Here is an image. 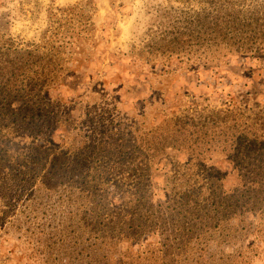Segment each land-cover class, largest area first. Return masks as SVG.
I'll return each mask as SVG.
<instances>
[{"label":"rangeland","instance_id":"rangeland-1","mask_svg":"<svg viewBox=\"0 0 264 264\" xmlns=\"http://www.w3.org/2000/svg\"><path fill=\"white\" fill-rule=\"evenodd\" d=\"M263 1L229 0V8L252 12ZM205 9L198 0H0V80L11 77L17 54L58 60L63 71L56 86L26 96L24 105L2 106L0 101V163L7 164L4 144L13 146L14 157L41 150L50 156L61 150L92 153L95 161L110 162L104 169L117 178L107 186L111 194L115 184L125 191V147H130L135 158L131 181L134 188L140 184L149 192L147 210L153 218L167 207L185 211L179 185L169 179L173 175L156 172L157 150L169 137H184L188 146L202 138L203 148L196 151L204 167L191 173L219 174L217 188L221 185L227 197L215 214H197L202 222L194 215L183 221L161 218L160 223H170L165 229L172 225L176 241L159 231L140 242L130 240L125 212L114 218L119 228L104 229L108 233L101 235L84 231L82 238L80 225L77 229L81 215H76L82 210L74 206L83 204L66 201L60 208L56 195L48 199L45 192L35 191L49 181L31 186L17 178L12 191L5 186L0 190V264H264V55L235 53L206 65L196 57L181 62L166 52L175 38L191 40L181 33L198 35L189 21ZM173 122L195 127L178 134ZM255 140L257 150L245 147ZM84 141L107 148L86 150ZM180 150L162 154L186 161L184 148ZM239 153H257L256 162L235 168L228 156ZM44 164L41 170L47 172ZM244 174L251 176L249 183L241 179ZM192 191L198 194L197 187ZM120 196L114 204L119 205ZM88 205L97 216L101 209L96 202ZM115 211L108 208L107 214ZM70 217L74 224L69 225ZM92 217L85 216L87 226ZM97 236L107 246L89 250L86 240Z\"/></svg>","mask_w":264,"mask_h":264},{"label":"trees","instance_id":"trees-1","mask_svg":"<svg viewBox=\"0 0 264 264\" xmlns=\"http://www.w3.org/2000/svg\"><path fill=\"white\" fill-rule=\"evenodd\" d=\"M198 1L208 8V10L205 9L201 15L199 13L192 16L189 21V24L195 28L194 32L198 33V35L194 37L195 34L193 32H190L188 35L186 33H181L180 36L185 39L191 38V40L188 42H178L175 38L174 44L166 45L167 50H165L170 58L177 57L179 61L182 62L184 59L192 61V59L196 57L199 62L201 60L208 65L218 63L222 58L235 53L259 57L264 55V1L252 12L245 11L243 8L235 6L229 8V0ZM200 18L203 19L201 20ZM201 24H203V28L199 31L198 29ZM194 38L196 39L194 40ZM10 66L12 69L10 73L11 77L2 78V80H0V101L2 106H17V103L20 101L23 105L26 104V96L28 97L30 94L39 96L46 88L56 86L57 79L61 77L63 72L61 70L62 63L60 61L41 59L32 53L26 55L17 54ZM222 115L225 116V114ZM205 120L208 121V119ZM189 121L195 122V120ZM170 126L174 127L176 132L180 134L181 132L179 130L186 129L187 126L195 127V123L173 122V125ZM8 134L10 135L9 132ZM201 139L202 138H198L196 143L192 146H188L186 144L187 140L184 137L173 136L166 138L165 144H163L161 149L157 150V154L159 155L154 156V158L157 159L156 172L165 173L166 177L172 174L173 176L171 178L169 177V179L173 178L174 182L179 185L177 188H180L181 195L184 196L183 208L185 211H178L171 207V209L167 207L163 210V206L158 205L157 208L163 210L161 213H165L166 216H162L161 214L160 217L154 216L151 218L147 210V201L150 197V194H148L149 192L143 189V186L140 184H137L136 188H134L131 179L135 171V168L132 167V160L135 158L128 153L132 151L130 147H125L127 148L125 151V191L118 188V185L115 184L117 190L109 194V188L107 189V186H114L113 182L116 181L117 178L111 177V180L110 172H112V170H110L108 174L107 169H104L105 165L108 166L110 164L108 159L98 158L95 161L96 157L92 153L84 154V151H82L78 154L73 151L69 152L64 150L58 153L53 151L52 156L48 154L47 150H41L39 152L33 151L32 154L29 155L18 154L14 157L13 146L4 144L1 153L6 155L7 164H4V162L0 163V190L5 186L9 187V190L12 191L13 188H16L14 181L17 178L23 179L25 183H27L26 180H29L31 186L37 181L40 182L42 180L43 183L49 181V186L45 188H36L35 191L37 193L45 192V197L48 199H52L53 196L56 195L58 202H60V208L65 205L66 201L72 206L77 202L83 204L80 205L79 208H77V205L74 206L75 210H82V214H80V212L76 214L81 215V221H79L80 224H77V229H79L80 225V230L83 231L81 232L82 238L86 235L84 231H90L94 233V235L96 233L101 235L119 228V224L115 223L114 218L125 212V230L128 228L126 232L130 240L137 239L138 242H140L151 233L159 231L161 234L163 232V234L172 241H176L177 238H172L174 234L172 225L170 229H165L166 225L170 223H160L159 221L161 218H176L178 221H183L186 220L189 215H194L198 222H202V217H197V214H202V216H204L207 213L209 217L215 214L217 210L221 209L227 200L223 187L220 185V188H217V185L222 182L221 178H219V174L212 173V171L191 173V171L193 172L195 169L201 171L204 167L203 160L201 159L202 156L200 155L201 153L197 154V151L203 148L200 144L202 142ZM16 141H18L17 138ZM86 143L87 141H84V146L82 147L86 150L91 148L98 149L99 145H101L103 149L107 148V144L105 145V143L102 142H99V144L94 143L92 146ZM204 143L210 145V147L212 146L211 143ZM257 144L258 141L255 140L246 144L245 147L247 149L257 150ZM182 148H184L187 154L186 161L181 160L179 156L175 157L171 154H162V152L166 150L178 152L181 149V152L183 151ZM151 149H155V147L152 146ZM232 153L233 152H231V155H233ZM256 155L257 153L253 156H250L248 153H239L236 157H228H230V163H234L235 168H238L240 164L242 166L246 163L254 165L256 162ZM49 156L53 158L50 160ZM42 162H45L44 167H48L46 170L47 172H42ZM95 163L96 166L98 165L100 168H93ZM258 163H260V161ZM168 170L171 173L167 172ZM216 177H218V180H216ZM241 179L249 183L251 176L249 174H244ZM258 181L259 180L256 179V184L260 183ZM190 182H192L193 186L190 185ZM54 185L58 187V190L55 189ZM34 187L35 186H33V189ZM62 187L64 188L61 190ZM193 187H197L198 194H194L195 192L193 191L190 193ZM219 189L223 196L218 194L217 190ZM35 191H32L31 197H34L36 201L34 195ZM117 196H120L121 201L119 205L121 207L113 203V200L116 199ZM109 200H111V202L107 203L108 205L105 204ZM39 201L41 202L38 203V207L43 204V200ZM95 202L99 206V209H101L97 216L92 210L88 211V204H95ZM153 205L156 204L153 203ZM105 206H107V208H105ZM110 206L116 208L113 214L112 212L107 214L108 208H111ZM210 206L211 210H209ZM104 210H106V215L103 217V221L97 223L96 218L100 219L104 214ZM157 210L158 209H156V211ZM74 211H72V213ZM88 213H92L93 215L92 221L89 223L90 226H87L88 222L85 218ZM241 213H243L242 210ZM72 217L74 218V216ZM210 218L207 219L209 220ZM154 219L157 220L154 221ZM143 220L149 223L148 226ZM74 222L75 220L70 217L69 225L74 224ZM155 222L157 223L154 224ZM72 227L73 226H71V228ZM94 227H96L95 230H92ZM99 228H102V230ZM104 229H107L108 232H105ZM169 230L171 235L167 234ZM74 231L73 235L75 234ZM100 238V236H97L93 240H91V238L86 240L87 243H90L88 247L89 250L93 251L98 248L100 251L103 247L107 246L108 243L105 242V240L100 242ZM170 239H167V241H170Z\"/></svg>","mask_w":264,"mask_h":264}]
</instances>
